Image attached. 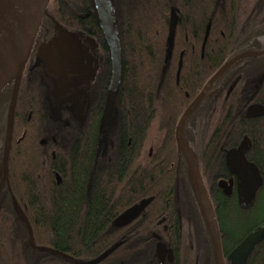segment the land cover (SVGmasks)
<instances>
[{
    "label": "trees",
    "instance_id": "16d2710c",
    "mask_svg": "<svg viewBox=\"0 0 264 264\" xmlns=\"http://www.w3.org/2000/svg\"><path fill=\"white\" fill-rule=\"evenodd\" d=\"M221 2L115 0L123 77L111 124L100 141V119L110 77L103 36L93 17L85 26L79 21L77 12L82 3L88 6V0H51L42 30L56 25L96 37L105 52L103 69L81 126L68 108L62 111L60 121L51 116L47 92L54 75L40 62L37 66L30 63L29 57L18 91L6 181L3 145L0 150V264H81L112 249L99 264H162L154 254V235L162 236L174 249L187 251L175 264H216L211 242L205 244L210 232L199 204L190 201L189 194L184 197L188 200L180 195L177 202L176 178L159 167L158 147L153 148L149 159L143 152L148 131L154 126L158 130L163 119L165 124L177 121L233 52L226 43L224 28L229 17L224 15ZM173 10L179 22L172 57L167 60ZM253 16L244 26H259L263 33L264 0ZM208 29L202 59L201 46ZM11 92L12 84L0 92L3 144ZM165 124L162 129L168 128ZM260 192L264 194V183ZM150 198L151 204L138 219L125 227L114 225L125 211ZM15 204L31 225L35 245L60 255L29 246L28 231L17 217ZM261 207L258 222L263 223L264 204ZM222 213L219 209L216 223L224 246L230 227L235 228L238 210L232 209L229 218ZM163 219L164 224L158 226ZM180 235L195 239L193 252L188 251ZM257 251L260 264H264V241Z\"/></svg>",
    "mask_w": 264,
    "mask_h": 264
},
{
    "label": "flooded vegetation",
    "instance_id": "af4514ba",
    "mask_svg": "<svg viewBox=\"0 0 264 264\" xmlns=\"http://www.w3.org/2000/svg\"><path fill=\"white\" fill-rule=\"evenodd\" d=\"M221 1L225 11L224 15L226 18L229 17L226 28H224L225 38H228L226 43L233 49V52L227 62L209 79L205 87L222 68L229 64L232 65L211 84L205 96L188 115L180 129L179 124L182 117L196 103L205 87L189 101L185 111L177 121H169L165 124L163 119L162 126L158 127L157 130V147L160 151L159 167L166 168L167 172L176 178L174 191L178 203L180 195L184 198L186 194H189L188 199L190 201L192 199L193 203L197 202L204 214L201 190L193 173L195 170L200 177L207 202L214 212L216 222L219 209L226 218H229L232 209L238 210L235 228L230 227L231 233L225 236L224 246L219 233L224 264H234L229 259L233 251L251 232L264 224V222H258L259 218H257L261 215V205L264 204V194L260 192L263 184L256 192L253 206L249 209H242L238 194V174L234 171L236 161H241L243 158L255 166L261 178H264V114L256 117L248 116L249 110L253 107L264 109V32L261 33L259 26H244L252 22L251 19L254 17L256 6L261 0ZM88 2V6L84 7L82 3L77 12L79 21L80 23L83 22V26H85L84 23L87 19L93 17L95 20L91 0ZM113 4L115 12V0H113ZM44 20L30 55V63H35V66H37L40 48L58 37L61 32L81 33L89 39H94L102 47L96 37L89 36L83 31L69 30L66 27L56 25L51 30L43 31ZM230 25L232 26L229 27ZM239 33L242 35L232 42V37ZM202 48L203 44L201 46V58L203 59L204 51ZM40 67L39 69H42ZM102 69L101 66L94 83L90 82L94 91L98 90V79ZM88 87L91 88V85ZM186 97L189 98V95ZM163 124L167 125L168 128L162 129ZM151 131L152 129L146 135L145 147ZM152 149L146 157L147 159L153 156ZM239 152H241L240 155ZM164 222L165 219L161 220L158 226H162ZM163 229L166 231L167 227L163 226ZM153 237L156 241L155 256L157 245L159 243L165 245L164 259L163 261L159 259L162 264H175L180 256H184L181 254L187 252L172 248L170 244L165 243L162 236L154 235ZM178 237H183L184 245H188L190 248L188 251L193 252L195 239L185 235ZM207 237L205 244L207 245V240L211 242L217 264L211 235ZM260 243L255 247L245 264H260V253L257 251ZM200 251L205 254L206 249L202 248ZM207 252L209 253V251Z\"/></svg>",
    "mask_w": 264,
    "mask_h": 264
},
{
    "label": "water",
    "instance_id": "95a60500",
    "mask_svg": "<svg viewBox=\"0 0 264 264\" xmlns=\"http://www.w3.org/2000/svg\"><path fill=\"white\" fill-rule=\"evenodd\" d=\"M50 1L51 0H25L14 23L8 28L7 31L0 35V92L8 85L12 84L2 154V172L4 181L8 179V164L13 138L14 114L22 73L32 53L37 35L47 13ZM91 4L95 21L105 42L110 63L109 84L100 119L99 140L103 141L112 121L114 106L118 97L120 82L123 77V58L113 0H91ZM177 25L178 16L173 10L171 12L169 34L167 39V60H170L172 57ZM63 35L64 32H61L58 37L52 39L49 43L41 47L37 56V62H40L48 72L57 77L59 80H61L60 78H63L64 76L77 72L80 68L77 57L75 56L70 44L65 41ZM208 36L209 29L205 35L202 51L205 49ZM19 61L20 68L17 75L11 81L4 84L8 73ZM231 65L232 64H229L222 68L221 71L205 87L196 103L190 107L182 117L179 124V129L183 125L188 115L193 111L195 106L205 96L211 84ZM180 70L181 64L177 73V82L179 81ZM257 110H259V112H257ZM263 114L264 109L260 107H253L248 112L249 117H256ZM240 154L241 152H239V155ZM234 171L238 174V194L240 206L242 209H249L253 206L256 192L261 188L263 179L261 178L258 169L255 166L249 164L243 158L241 161H236V168ZM193 173L195 180L201 190L203 201H205L209 212V218L207 217L205 210L204 215L206 216L217 264H224L214 212L207 202L203 185L197 171L194 170ZM56 179L57 183L60 184L61 178L59 175H56ZM152 200V198L143 200L139 204L128 209L115 220L114 225L117 227H125L130 225L133 221L140 217L142 212L151 204ZM15 212L18 219L26 226L29 235L28 244L33 250L49 253L52 255H60V253L56 250L45 247H37L34 243L31 225L18 204H15ZM263 240L264 224L251 232L248 237L233 251L229 259L232 260L234 264H245L255 247ZM113 250L114 249L107 251L97 259L81 264H99L104 259H106ZM165 250L166 248L164 244L159 243L157 245L156 257L161 261L164 259L166 252Z\"/></svg>",
    "mask_w": 264,
    "mask_h": 264
},
{
    "label": "rangeland",
    "instance_id": "374dc122",
    "mask_svg": "<svg viewBox=\"0 0 264 264\" xmlns=\"http://www.w3.org/2000/svg\"><path fill=\"white\" fill-rule=\"evenodd\" d=\"M63 36L77 57L80 68L77 72L60 78L61 80L54 76L50 78L52 84L47 92L48 106L51 116L56 121H60L62 111L68 108L71 117L83 126L87 119L89 103L94 95L93 85L90 82L94 83L97 79L101 66L103 67L105 52L97 41L81 33L64 32ZM89 85L91 88L88 87ZM157 143V128L154 126L143 152L145 158L149 155L151 148L157 147ZM2 145L3 142L0 140V150Z\"/></svg>",
    "mask_w": 264,
    "mask_h": 264
},
{
    "label": "bare ground",
    "instance_id": "6f19581e",
    "mask_svg": "<svg viewBox=\"0 0 264 264\" xmlns=\"http://www.w3.org/2000/svg\"><path fill=\"white\" fill-rule=\"evenodd\" d=\"M25 0H0V35L3 34L14 23L17 18ZM20 68V61L10 70L4 84L11 81L18 73ZM203 207L207 217L209 212L203 201Z\"/></svg>",
    "mask_w": 264,
    "mask_h": 264
}]
</instances>
